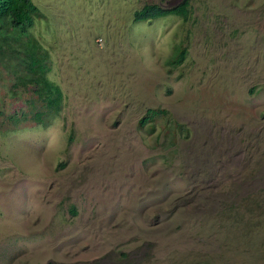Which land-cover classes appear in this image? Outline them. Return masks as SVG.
<instances>
[{"label": "rangeland", "instance_id": "1", "mask_svg": "<svg viewBox=\"0 0 264 264\" xmlns=\"http://www.w3.org/2000/svg\"><path fill=\"white\" fill-rule=\"evenodd\" d=\"M148 1L178 0H33L64 98L0 126V264H264V0L132 21ZM154 106L175 146L138 128Z\"/></svg>", "mask_w": 264, "mask_h": 264}, {"label": "trees", "instance_id": "2", "mask_svg": "<svg viewBox=\"0 0 264 264\" xmlns=\"http://www.w3.org/2000/svg\"><path fill=\"white\" fill-rule=\"evenodd\" d=\"M188 12L189 0H178L170 5L148 1L132 11L131 20H149L168 13L186 19ZM39 15L41 12L33 0H0V85L7 95L22 104L3 115V108H0V126L5 129L22 125L27 120L46 125L63 106L62 90L49 77L52 67L50 53L33 32L34 20ZM181 45L174 46L165 60L167 66H175L183 60L186 48ZM169 114L164 107H146L137 119V126L152 133L155 121L167 116L166 125L160 126L162 138L159 143L163 147L175 146L188 130L183 123L170 119Z\"/></svg>", "mask_w": 264, "mask_h": 264}]
</instances>
